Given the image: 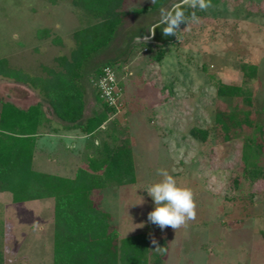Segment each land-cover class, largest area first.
<instances>
[{"label": "rangeland", "instance_id": "rangeland-1", "mask_svg": "<svg viewBox=\"0 0 264 264\" xmlns=\"http://www.w3.org/2000/svg\"><path fill=\"white\" fill-rule=\"evenodd\" d=\"M182 1L164 0L125 18L108 46L91 57L83 70V119L102 110L90 73L96 66L118 59L112 70L119 89L113 112L91 135L64 130L35 90L1 77L0 106L38 104L45 113L31 160L37 174L72 178L112 132L126 136L134 182L93 191L90 198L109 213L119 238L148 235L147 264H264V174H243L248 159L264 167V0H215L200 8L154 61L158 48L143 41ZM155 2L123 0L122 9ZM85 25L71 0H0V59L45 77L43 68L57 71L59 60L69 59ZM246 65L255 68L251 77ZM220 84L246 87L249 101L218 97ZM192 128L205 138L192 135ZM251 134L248 147L244 138ZM161 169L195 195V218L175 231L147 219L154 203L146 190L161 179ZM51 206V199L16 203L0 192V264H52L59 230Z\"/></svg>", "mask_w": 264, "mask_h": 264}, {"label": "trees", "instance_id": "trees-1", "mask_svg": "<svg viewBox=\"0 0 264 264\" xmlns=\"http://www.w3.org/2000/svg\"><path fill=\"white\" fill-rule=\"evenodd\" d=\"M48 1L54 3L62 0ZM156 1L148 8L123 10V0H71V5L86 25L76 35V46L70 52L69 59L59 60L60 69L46 71L43 68L45 77H34L8 67L7 61L0 59V77L28 85L35 90L47 103L54 117L63 123L64 130H78L82 134L91 135L105 122L114 107L102 102L97 90L93 89L94 98L101 102L102 110L83 119V70L93 55L108 46L116 28L125 18L154 10L164 0ZM214 1L202 0L193 14L178 28L176 36L189 20L198 16L200 8ZM147 37L142 45L158 48L154 61H159L164 56L162 48L167 44L148 43ZM117 60L113 58L101 63L90 72L91 75L98 77L104 66L114 68ZM245 69L249 77L254 75L253 66L246 65ZM216 95L226 99H250L249 90L241 86L220 84ZM44 114L38 104L26 109L9 103L1 104L0 192H8L11 200L16 203L40 198L51 199L54 225L59 230V236L55 235L52 264H147L148 235L138 233L119 238L117 231L109 226V213L98 208L90 198L93 191L134 182L133 160L126 136L112 132L107 137L108 140H103L94 154L88 156L84 164L75 170L72 178L37 174L31 170V160L39 135L38 129L45 121ZM220 129L219 124L217 130ZM190 132L200 139L206 136V132L194 128ZM253 134L244 138L248 147L254 138ZM222 136L223 133H220V137ZM243 174L260 177L264 174V167L258 166L255 159H248ZM259 233L264 240V231ZM155 257L158 261L159 256Z\"/></svg>", "mask_w": 264, "mask_h": 264}, {"label": "clouds", "instance_id": "clouds-1", "mask_svg": "<svg viewBox=\"0 0 264 264\" xmlns=\"http://www.w3.org/2000/svg\"><path fill=\"white\" fill-rule=\"evenodd\" d=\"M168 34L171 33H165V35ZM158 174L161 179L152 183L146 190L154 203L153 210L148 213V221L157 225L161 230L170 227L175 231L181 227H186L188 222L196 216L193 190L188 186L179 184L167 170L161 169ZM152 243L157 245L155 239L152 240ZM155 249L163 250L158 245Z\"/></svg>", "mask_w": 264, "mask_h": 264}, {"label": "water", "instance_id": "water-1", "mask_svg": "<svg viewBox=\"0 0 264 264\" xmlns=\"http://www.w3.org/2000/svg\"><path fill=\"white\" fill-rule=\"evenodd\" d=\"M201 1L183 0L171 7L163 20L151 26L147 42L157 45L173 43L176 39V31L193 14L195 7ZM166 32L171 34L165 35Z\"/></svg>", "mask_w": 264, "mask_h": 264}, {"label": "built area", "instance_id": "built-area-1", "mask_svg": "<svg viewBox=\"0 0 264 264\" xmlns=\"http://www.w3.org/2000/svg\"><path fill=\"white\" fill-rule=\"evenodd\" d=\"M93 85L96 88L100 99L107 106H114L115 101L118 98L119 89L117 87L112 68L104 66L101 69L100 75L95 81H93Z\"/></svg>", "mask_w": 264, "mask_h": 264}]
</instances>
